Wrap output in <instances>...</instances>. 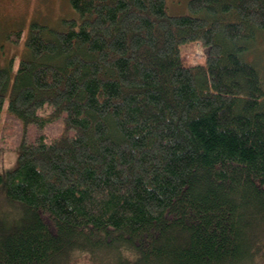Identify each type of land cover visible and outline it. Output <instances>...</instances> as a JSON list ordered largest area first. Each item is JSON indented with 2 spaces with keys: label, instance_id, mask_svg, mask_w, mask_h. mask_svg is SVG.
Wrapping results in <instances>:
<instances>
[{
  "label": "trees",
  "instance_id": "trees-1",
  "mask_svg": "<svg viewBox=\"0 0 264 264\" xmlns=\"http://www.w3.org/2000/svg\"><path fill=\"white\" fill-rule=\"evenodd\" d=\"M70 2L0 67V264H264V0Z\"/></svg>",
  "mask_w": 264,
  "mask_h": 264
},
{
  "label": "rangeland",
  "instance_id": "rangeland-1",
  "mask_svg": "<svg viewBox=\"0 0 264 264\" xmlns=\"http://www.w3.org/2000/svg\"><path fill=\"white\" fill-rule=\"evenodd\" d=\"M189 0H167L168 11L173 14L188 12ZM76 16L70 0H0V67L11 66V76L14 77L17 63L27 55L26 40L29 35L30 23L39 20L52 27L59 28L64 17ZM23 31L20 43L8 39L15 30ZM204 49L197 47L196 56L202 57ZM257 55L259 64L264 68V35H258L250 56ZM263 64V65H262ZM18 150L0 149V171L14 167L18 160ZM82 264V263H81Z\"/></svg>",
  "mask_w": 264,
  "mask_h": 264
}]
</instances>
